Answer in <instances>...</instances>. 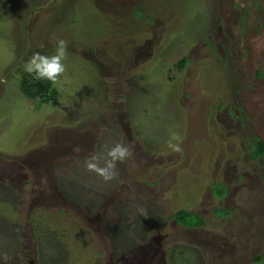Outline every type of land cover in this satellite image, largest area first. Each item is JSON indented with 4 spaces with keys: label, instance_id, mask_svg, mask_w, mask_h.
<instances>
[{
    "label": "rangeland",
    "instance_id": "rangeland-1",
    "mask_svg": "<svg viewBox=\"0 0 264 264\" xmlns=\"http://www.w3.org/2000/svg\"><path fill=\"white\" fill-rule=\"evenodd\" d=\"M53 37L66 71L40 102L20 73ZM259 70L264 0H0V264H264ZM116 142L106 182L84 159Z\"/></svg>",
    "mask_w": 264,
    "mask_h": 264
},
{
    "label": "clouds",
    "instance_id": "clouds-1",
    "mask_svg": "<svg viewBox=\"0 0 264 264\" xmlns=\"http://www.w3.org/2000/svg\"><path fill=\"white\" fill-rule=\"evenodd\" d=\"M51 43L54 47V52L49 55L34 52L26 61L24 71L29 75H33L37 80H49L56 84L66 71L63 61L67 58L68 41L59 37H53ZM172 141L177 142L173 143ZM180 142H182V137L174 134L168 142V147L174 152H181ZM73 151L78 153L80 149L77 146L74 147ZM130 156V149L116 142L112 146L107 147L106 151L93 152L86 156L84 167L87 171L94 172L107 182L115 179L118 175L116 170L117 162H123ZM2 259L4 260V264H7V256L2 257Z\"/></svg>",
    "mask_w": 264,
    "mask_h": 264
},
{
    "label": "trees",
    "instance_id": "trees-1",
    "mask_svg": "<svg viewBox=\"0 0 264 264\" xmlns=\"http://www.w3.org/2000/svg\"><path fill=\"white\" fill-rule=\"evenodd\" d=\"M134 13L136 16L142 15V8L140 6H137L136 11ZM189 62V58L183 57L180 61L176 63L175 66L178 70H184V68L189 64ZM259 75L263 77L264 71L259 70ZM19 81V87L21 92L31 99L39 100L40 102H47L55 101L58 97V90L49 80H37L34 78L33 75H29L24 70H21ZM254 141L255 142L251 147V149L253 150V157L264 158V140H262L258 136H254ZM227 191L228 188L223 184H221V186L219 185L215 187V193L220 197H225ZM218 211V216L222 217L228 216L232 212L227 207H222ZM172 217L176 220L177 223L186 227H197L203 225V220L199 215L194 214L191 211L185 209L178 210Z\"/></svg>",
    "mask_w": 264,
    "mask_h": 264
}]
</instances>
